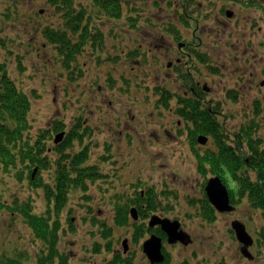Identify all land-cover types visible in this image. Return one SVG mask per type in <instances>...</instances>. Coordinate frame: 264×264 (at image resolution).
<instances>
[{
	"label": "rangeland",
	"instance_id": "374dc122",
	"mask_svg": "<svg viewBox=\"0 0 264 264\" xmlns=\"http://www.w3.org/2000/svg\"><path fill=\"white\" fill-rule=\"evenodd\" d=\"M46 1L0 0V37L6 36L9 39H13V41L8 42L7 50L17 61L23 52L22 40L17 42V37H21L23 40L24 38H30V42L35 40L32 49L25 51L26 53L24 52V59H26L24 72L17 70L15 64L18 63L14 59H8L11 64L7 67L10 75L16 78L18 85L28 89L29 94L33 92L38 98L29 114V118L35 121V129L36 127L44 128L55 118L68 123L70 119L78 118L75 116L80 115V110L85 111L88 123L92 127V133L95 131L94 136H91L92 141H90L91 145L94 146V151L91 152L93 154L92 159H95V161L92 160L91 162L96 163L105 177L99 182L100 187L91 188V193L98 194V198L90 204V211L94 212L93 214L95 216V212H97L101 220L113 226V204L110 197L114 193H126L128 191L129 194L130 187H142L141 190L150 187L158 196L161 189H163L172 192L177 201L178 206L176 208L174 207L172 215H179L184 219V222L181 219V225L177 231H183V240L188 239L185 243L191 241L187 245H170L179 252L178 260L189 257L190 255L186 254L189 251L188 246L195 244L196 248L193 246L190 252L196 253L197 262L208 259L209 264H264V213L250 210L247 205H242L239 210L234 211L231 215L233 218L242 222L245 232L250 239H254V244L250 246L248 242H244L243 240L238 243L235 231L230 232L233 226L232 217L217 215L212 223H207L196 217L193 207L189 204L190 199H194L195 203L198 202L202 197L201 187H208L209 183L213 180L212 183L220 186H226L224 182L231 185L234 184L232 182V174L224 165H219V161L213 169H208L204 163V156L211 155L210 143L212 137L209 138L207 144V141L205 142L203 139H200V143L202 144L200 146L195 139L188 138L189 134L187 133L186 126L176 130L174 129V124L171 127L165 125L164 121L166 120L169 109H176L178 103L175 99L170 100L168 106L163 107V113H160L159 105L156 104L158 101L156 88H160L161 84L155 82L149 76L129 80L128 84L125 81L124 93L122 92V94L117 95L118 91L114 93L112 90L110 96L116 104H112L111 108L108 107L107 102L109 99L105 96H101L103 101L97 104L95 96H89L87 92L88 87L92 86V89L98 91V85L100 83L104 82L105 86L107 80L106 72H109L110 75L111 73L117 74L114 70V63L119 62L121 57H116V55L119 54L122 48L125 50L127 48L122 46L121 42L117 43L116 48L111 47L112 45L109 46V43L103 45L101 55L110 53L113 61L109 65H106V68L97 63V60L89 62L80 56L78 62L80 69H82L83 77L74 82L69 81L66 72L57 63V54L54 47L46 45L43 41L39 40L34 31V29L41 28L46 24L52 23L57 25L58 23L59 15L53 8L47 7ZM121 1L124 8L121 17H123L125 23L120 22L118 30L125 28L126 25L132 23L130 20H133L134 23L130 28L132 31L129 34V42H133L131 47L143 52H149L151 50V52L156 51L158 54H161L162 49L165 48V45L157 39L161 33L155 30H149L142 24L137 25L135 23L143 22L146 15L151 13L156 18H159V14H162L166 20L170 18L175 19L174 14L177 10H183L184 5L180 2H175V0ZM257 1L264 2V0ZM79 2L83 4L84 11L88 15L91 14L90 7L92 5L95 6V13L98 14L109 15L107 10L111 11L109 4H106L107 7L104 8L96 0H80ZM252 5L263 9L262 23H257L256 21L248 22L240 17L237 18L238 15L234 14L235 7L230 6L231 12H228L231 16L230 23L239 26L237 31H245L249 28L250 30L258 32L261 26L264 29V7L256 3H252ZM5 6H9L11 9L17 11L13 17L11 16L12 21H5L1 15L5 13ZM40 9L44 10L43 14L38 13ZM130 9L133 10L130 11ZM160 9L162 10L160 11ZM17 16L19 18L13 20ZM111 20L96 17L93 20V24H99L102 30L106 32L110 28ZM262 35H264V30ZM235 36L232 33L228 34L227 38L228 40L233 38V41H235ZM126 44L128 43L126 42ZM156 44H158L157 48H155ZM91 48L93 47L91 46ZM262 50L263 53L258 54L257 49L252 47L250 43L244 45L242 49L244 66L241 64L242 70H239V72L246 73L249 81H255L256 78V82H252L251 85L253 86L255 83L258 85L261 84L263 88L259 92L249 89L248 85H246V88H240L241 91H246L245 98L242 96L239 98V101L235 102V107L229 112L231 115L229 122L227 119L223 121L226 135L230 138L233 135L232 141L227 144L225 149L229 153L228 158L230 160H232V152L234 149L239 147L244 148L240 139L242 132L239 129L247 122L252 121L250 120L251 115L247 112L254 108L253 105L257 96L261 107L259 113L260 119L253 120L259 124V130L264 132V44ZM88 54L96 57L98 52L91 53L88 50ZM4 58L5 54L0 52V60ZM133 60L137 61L139 59L136 57ZM103 63H107L105 59ZM166 65L168 67V62H166ZM124 67H126L125 73H128L130 69L133 76H140L139 71L141 67L139 65L126 62L120 65V69ZM102 73L105 75L103 80ZM99 74L101 79L98 77ZM220 81L223 82V92L228 87L237 89V86H239L232 80L226 82L224 76L220 77ZM110 83L112 84V81ZM225 84H227L226 88H224ZM115 85L121 84L117 82ZM212 85L215 89L217 82L215 81ZM176 92H178L177 87ZM138 100L144 102L141 108L131 105V103L137 102ZM186 104L191 106L190 103ZM114 107L120 110V113L130 110L133 115H136L145 124L142 131L135 135L132 150L131 145L125 142L128 137L132 138L135 133L129 129H123V131L119 132L118 127L115 125L116 120L113 111L116 112V116L120 115V113L118 114V110L113 109ZM217 121L221 123L222 120L218 119ZM124 126L126 127L127 124H124ZM164 128L171 130L173 136H167L164 133ZM208 132V135H211L210 131ZM118 133H122L123 139H119L117 135H113ZM110 134L111 136H109ZM262 136L264 138V135ZM227 140L229 141L230 139ZM111 142L121 144V148L119 147L116 151H111L109 149L112 146ZM104 156L109 159L105 161ZM237 158L241 166V173L248 172L254 175V172L248 168L243 158L240 155H237ZM255 164L256 166H260L257 163ZM1 187L18 186L9 184L7 177L0 175V189ZM21 187V192L16 194L15 197L21 201L28 200L29 194L26 192L25 186ZM226 187H219L218 189H224ZM98 189H105V191H97ZM15 192L6 190L4 195L10 199L14 195L12 193ZM33 198L36 200V204L42 207L41 202L43 199L41 194H36ZM77 198L70 206L72 207L75 218L80 221L86 213L85 209L79 206L81 204L80 197L77 196ZM241 202L247 204L248 198L243 195ZM86 209H89V205L86 206ZM165 213L163 212L162 215ZM153 218L163 220V218H159L158 216H153ZM74 222L70 226L67 244L63 241H60L59 244L60 252L62 254L65 253L66 257H70L67 264H104L110 261L109 254L102 253L100 256H96L94 253H91L90 236L88 233L90 232L89 224L85 225L82 222ZM155 225L159 226V224ZM151 226L153 227L152 224L147 225L148 228ZM5 227H8L6 234H4ZM0 232L3 233L5 239L14 241L16 244L25 245L28 231L21 219H13L11 215L0 216ZM129 237V229L118 228V231L114 234V250L117 252L121 251L120 253H122L123 248L121 242L127 239V252L136 253V263H147V258L141 250V244L144 239H140L134 245V243L129 242ZM158 239L160 238L158 237ZM166 240L168 244L180 243L182 241L181 238H178L176 242L170 243L167 235ZM3 241L0 234V244ZM160 243L161 247H163L161 239ZM165 247L168 248L166 245Z\"/></svg>",
	"mask_w": 264,
	"mask_h": 264
},
{
	"label": "flooded vegetation",
	"instance_id": "af4514ba",
	"mask_svg": "<svg viewBox=\"0 0 264 264\" xmlns=\"http://www.w3.org/2000/svg\"><path fill=\"white\" fill-rule=\"evenodd\" d=\"M175 2H180L184 5L183 10H177L174 14L175 19L170 18L166 20L162 14H159V18H156L151 13L146 15L143 22L135 23L137 25L142 24L149 30H155L161 33L157 38L165 45L161 54H158L156 51L151 52V50L149 52H143L131 47L133 42H129V34L132 31L130 28L134 23L133 20H130V22H132L131 24H128L125 28L118 30L120 22L125 23L123 17L111 18V21L114 23L111 22L110 28L106 32L102 30L99 24H91L94 20V13L96 10L95 6L92 5L90 7V15L85 13V11L83 13L86 30H84V32L80 31V34L84 35L85 46L83 47V50H81L78 54H75V57L77 61L80 56L89 62L97 60V63L99 62L102 67L106 68V65H109L113 61L110 53L101 55V52H103V45L109 43V46L112 45L111 47L116 48L117 43L121 42L122 46L127 49L125 50L122 48L119 54L116 55V57H121L119 62L114 63V70L117 74L111 73L110 75L109 72H106L107 80L105 86L104 82L100 83L98 85V91L92 89V86L88 87L87 92L89 96H95L97 104L103 101L101 96H105L109 99L107 105L111 108L112 104H116L113 101L114 99L110 96V92L112 90L114 93L118 91L117 95L122 94V92L124 93L125 81H127L128 84L129 80H136L149 76L155 82H159L161 84L160 88H156L158 99L156 104L159 105L158 107L160 108V113H163V107L168 106L170 100L175 99L178 103L176 109H169L166 120L164 121L165 125L171 127L172 124H174V129L176 130L186 126L187 133L189 134L188 138L195 139L200 146L202 145L200 143L201 138L205 142L207 141V144L209 138L212 137L210 150L213 155L204 156V163L208 169H213L215 167H212L213 156L219 150L220 145L226 143L228 144L229 141L227 139H230L226 135L223 121L227 119L229 122L231 118L229 112L235 107V102L239 101V98L242 96L245 98L246 91H241L240 88H246V85H248L249 89L258 92L261 88H263L261 84L258 85L256 83L252 86L251 83L256 82V78L255 81H249L246 73L239 72V70H242V65L244 66L242 61V49L244 48V45L250 43L252 47L257 49L258 54L263 53L262 46L264 44V35L261 36L264 30L263 26L259 28L258 32L250 30L249 28L245 31H237L239 26H235V24L232 25V23H230L231 16L228 12H231L230 6H233L235 7L234 14L238 15L237 18L240 17L248 22L256 21L257 23H262L263 9L252 5V3H256L257 5L264 7V2L262 3L257 0H175ZM119 3L122 5L121 0H119ZM53 9L59 15L58 25L61 22L62 13L57 12L55 7H53ZM123 10L124 8L122 5V12ZM131 10L133 9H130V11ZM161 10L162 9H160V11ZM116 21L118 22L115 23ZM46 25H44V27ZM57 25L53 24L55 27ZM73 28L74 27H72V30H68L72 38L76 39L77 33L72 32ZM41 31L42 30L40 28H36V37L43 41L46 45L54 46L46 42L44 39H40ZM232 33L236 35L235 41H233V38L231 40H228L227 38V35ZM126 42L128 44H126ZM157 45L158 44L155 45V48H157ZM91 46L93 48H91ZM57 47L58 45L54 50L58 55L59 50ZM237 49L238 51H236ZM88 50L91 53L98 52V55L96 57L89 55ZM136 57L139 60L134 61L133 58ZM104 59L107 63H103ZM126 62H132L139 65L141 67L139 71L140 76H133L130 69L128 73H125L124 71L126 67L120 69V65ZM166 62H168L169 68L167 67ZM77 74L83 73L76 71L75 75L77 76ZM104 76V73H102V80ZM221 76L225 77L226 82L232 80L238 84L239 86H237V89L228 87L225 92H223V82L220 81ZM98 77L100 78V74ZM111 78L114 81V86L109 81ZM215 81L217 82V87L214 89L212 84ZM117 82L121 85H115ZM226 86L227 84L224 85V88H226ZM121 87L123 88V91ZM176 87L178 88V92H176ZM212 88L214 91H212ZM258 101V99L254 101V108L257 106ZM186 103H190L191 106ZM131 105L139 106V108H141L144 105V102L138 100L137 102L131 103ZM113 109L118 110L115 107ZM113 113L116 120L115 125L118 127L119 132L123 131V129H129L135 133L132 138L128 137L125 142L131 145L132 150L134 137L142 131L145 124L141 121V119H138L136 115H133L130 110L121 113L120 110H118L117 113H120L118 116H116L115 111H113ZM75 117L78 118H72L68 123L66 121L64 122L67 125L64 128L66 135L68 134L69 128L71 134H73L75 138L81 139L83 143L92 141L91 136H94L95 131L92 133V127L88 123L85 111L80 110V115ZM218 119L222 120L221 123L217 121ZM124 124H127V126L125 127ZM208 131H210L211 135H208ZM164 133L167 136H173V132L168 128H164ZM113 135H117L119 139H123L122 133ZM109 136H111V134ZM111 143L112 146L109 148L111 151H116V149L121 146L119 143ZM81 150L82 148H78L76 151L79 152ZM91 151H94V146L88 150L89 156L86 158L83 165H87L88 163L92 166L96 165V163L91 162L92 160L95 161V159H92L93 154ZM98 168L99 167L97 166L96 169ZM91 188L92 187H86V191H83L81 187H76L75 189H73V187H71V189H69V187L62 188L64 191L61 197L64 194L65 202L60 211L59 221L68 231L70 230V226L75 223L74 221L82 222L86 225L94 219V212L90 211V204L93 200L98 198V194H92ZM99 190L105 191V189H98L97 191ZM140 195L143 196L144 201L139 203L137 201L139 198L133 188L130 187L129 194L128 191L126 193H122L124 199L131 200L129 210L131 208H135L138 214V220L134 222L130 218V227L124 228L130 230V237L128 238L129 242L132 243L131 236L134 229L133 226L141 224L143 225L145 235H143L140 239L146 240L148 237L155 234L162 240L163 247L161 248V251L164 256V261L161 264H209L208 259L204 261H196V253L190 252L193 246L196 248L195 244H190L188 246L189 251H187L188 253L186 252V254H189V257H184L178 260L177 257L179 256V252H177V249L171 247L170 245H187L191 241L185 243L188 241L187 239L180 241V243L177 242L175 244H168L166 235L159 227H154L152 229L147 227L152 214L166 218L170 221H177L179 222L180 227L181 219L184 222L183 217L179 215H172L174 207L176 208V206H178L177 201L174 198V194L163 190L154 199L157 201L158 205L153 203L150 197L146 198L147 196H144L142 191H140ZM77 196L80 197L81 201L79 206L85 209L86 215L83 216L80 221L76 218L71 219L72 224H69L67 218L69 220V218L75 217L70 205L78 199ZM110 199L112 204L115 205L112 197H110ZM192 201L193 199H190L189 203ZM197 203L198 202H196V205ZM87 205H89L88 210L86 209ZM112 210V220H114V207H112ZM163 212L166 213L162 215ZM95 213V219L102 221L97 215V212ZM216 216L217 215L196 217L204 222L212 223L216 219ZM165 245L168 246V248H166ZM128 253L131 252L128 251L127 253H124L122 251L124 256ZM133 264H137L136 259L133 260ZM145 264H150V261L147 259V263L145 262Z\"/></svg>",
	"mask_w": 264,
	"mask_h": 264
},
{
	"label": "trees",
	"instance_id": "16d2710c",
	"mask_svg": "<svg viewBox=\"0 0 264 264\" xmlns=\"http://www.w3.org/2000/svg\"><path fill=\"white\" fill-rule=\"evenodd\" d=\"M96 1L100 2L104 8L107 7L106 4L111 7V11L107 10L109 15L105 14V17H121L122 5L119 0ZM48 2L57 9V12L62 13V18L56 27L53 24L46 25L41 31V37L55 47L58 45L59 58L57 63L65 71L69 73L70 70L80 69L75 54H78L85 46L84 35L80 34V31L86 30L83 6H79L77 10L74 9V0L73 6L72 0H48ZM12 4L14 5V3ZM4 8L5 13L1 15L6 20L12 21L11 19L17 11L9 6ZM16 18L19 17L17 16L13 20ZM72 27H74L72 32L77 33L76 39L70 35L69 30H72ZM19 88L12 82L0 85V175L6 176L9 184L18 186L1 187L0 216L11 215L13 219L20 217L27 227L28 234H26L25 245H20L5 239L3 233L0 232L4 240L0 244V264H67L68 257L63 255L59 249L60 240L63 236L60 235L59 216L65 202L64 194L61 197L64 191L62 188L69 187L71 189L73 187L75 189L81 187L83 191H86L88 185L105 177L99 169H96L97 165L92 166L90 163L83 165L88 158L87 148L78 152V155L72 160L73 163L67 160L69 154L65 153V145H60L57 152L59 156L51 155L48 152L50 135L48 136L47 130H39L35 135L29 131L30 126L26 123L28 122V110L31 103L27 93ZM59 129V124L53 126V132H57ZM246 143H251L249 133L246 134ZM226 147L225 144H222L219 150H216L212 167L219 161V165H224L232 174L234 184L224 182L228 187L231 202L234 205L239 204L244 195L248 198L249 208L264 210V162L252 149L250 164L255 167L257 173L255 170L254 175L248 172L241 173L236 150H233L232 160H230L228 158L229 153L225 151ZM212 155L213 153L210 156ZM256 162L260 166H256ZM34 168H36L35 174H33ZM25 183L28 186L25 187V190L29 194V198L21 201L15 195L22 190L20 184ZM6 190L16 192L12 193L14 195L8 199L4 195ZM38 191L43 194L42 207L38 206L33 198ZM118 194L114 193L111 196L113 202H116V205H113L114 234L118 228H128L130 227L129 223H131L128 212L131 200L124 199ZM152 195V193H147L146 198ZM142 199L137 201L140 203ZM205 206L208 208L206 202ZM202 213L209 215L211 212ZM93 217L88 233L93 239L99 238L90 243V248L94 250L95 254H109L111 260L104 264H133V260L136 258L135 253H128L124 256L120 253L121 251L114 250L113 227H110L104 220H96L94 214ZM67 221H69L68 218ZM133 228L132 243L137 244L139 239L145 235V231L141 224L134 225ZM7 229L8 227H5L4 234H6Z\"/></svg>",
	"mask_w": 264,
	"mask_h": 264
},
{
	"label": "water",
	"instance_id": "95a60500",
	"mask_svg": "<svg viewBox=\"0 0 264 264\" xmlns=\"http://www.w3.org/2000/svg\"><path fill=\"white\" fill-rule=\"evenodd\" d=\"M213 181H211L208 187L206 188L212 204L219 211H231L232 208L229 205V201L225 189L223 188L218 189L219 187H223V186L212 183ZM150 224H152L153 226L155 224L161 225L162 230L167 234L170 243L176 242L178 238H181V240L184 239L182 232H177L178 224L175 222L170 223L168 220H158L156 218H152ZM232 228L235 231L236 236L240 242L241 240H243L244 242H248V245L252 244V240L245 232L244 226L240 222L234 221ZM122 245L124 247V251H126L127 240H124L122 242ZM142 247L144 254L148 257L151 264L160 263L163 261L164 257L161 254L160 239L152 236L143 243Z\"/></svg>",
	"mask_w": 264,
	"mask_h": 264
},
{
	"label": "bare ground",
	"instance_id": "6f19581e",
	"mask_svg": "<svg viewBox=\"0 0 264 264\" xmlns=\"http://www.w3.org/2000/svg\"><path fill=\"white\" fill-rule=\"evenodd\" d=\"M29 99H30V103H31V106L28 110V122L26 123L27 125L30 126V129L29 131H31V134L35 135L39 130L42 131V130H47L48 131V136L50 135L49 137V143L52 144V148L51 149H48V152H50L51 155H58V150H59V147L60 145H65V153L66 154H69V157H68V161L69 162H72L73 163V152L75 150H77L78 148H87L86 145H88V143H83V141L81 139H77L73 136V134H71L69 128H68V134L66 135V132L64 131V128L67 126L63 121L61 120H58L56 122H51L49 125L45 126L44 128H37L35 129V125H34V120L30 119L29 118V114H30V111H31V108L33 106V104L36 102V94H34L33 92H31L29 95H28ZM56 124H59L60 126V129L59 131L57 132H53V126L56 125ZM55 148V149H54ZM47 152V154H48ZM59 156V155H58ZM33 174H35L36 172V168H34L33 170ZM44 172V171H43ZM45 176V175H44ZM99 180V179H98ZM101 180L97 181V182H93L92 184L88 185L87 187H100L99 186V182ZM21 186H25V187H28L26 186V183L25 184H20ZM97 185V186H96ZM75 217H71L69 218V224H72L71 222V219H73ZM21 219L20 217L18 218V220ZM22 221V219H21ZM23 223V221H22ZM108 223V222H107ZM24 224V223H23ZM89 226H91V222L88 223ZM109 224V223H108ZM24 226L26 227V225L24 224ZM110 227H113L109 224ZM27 229V227H26ZM68 233H70L67 229L64 228L63 224H61V232H60V235L62 236L61 237V240L60 241H63L65 244H67V238H68ZM113 234H114V227H113ZM95 240L99 239V238H94ZM93 238L90 237V243H92V241L94 240ZM122 246V245H121ZM123 248V246H122ZM60 249V248H59ZM92 252L91 253H94V250L91 249ZM123 252H124V249H123ZM101 253V252H100ZM102 254V253H101ZM101 254L97 255L95 254L96 256H100ZM63 255H65V253H63ZM66 256V255H65ZM70 257H68L69 259Z\"/></svg>",
	"mask_w": 264,
	"mask_h": 264
}]
</instances>
